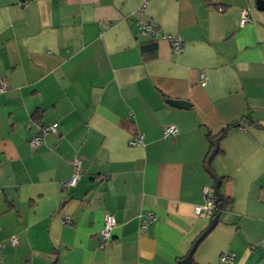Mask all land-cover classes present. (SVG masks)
Returning <instances> with one entry per match:
<instances>
[{
	"label": "crops",
	"instance_id": "1",
	"mask_svg": "<svg viewBox=\"0 0 264 264\" xmlns=\"http://www.w3.org/2000/svg\"><path fill=\"white\" fill-rule=\"evenodd\" d=\"M243 9L251 20L240 25ZM150 21L182 51L140 34ZM0 81V264H176L211 221L193 212L213 184L207 131L232 122L210 164L231 201L192 261L264 264V128L251 123L264 125V4L0 0ZM75 157L77 184L64 189ZM147 210L156 221L141 231ZM105 214L115 226L100 246Z\"/></svg>",
	"mask_w": 264,
	"mask_h": 264
},
{
	"label": "built area",
	"instance_id": "2",
	"mask_svg": "<svg viewBox=\"0 0 264 264\" xmlns=\"http://www.w3.org/2000/svg\"><path fill=\"white\" fill-rule=\"evenodd\" d=\"M250 15L248 13L247 9H243L240 12V17H239V23L240 25L246 24L249 22ZM138 32L143 35H147L153 38H156L158 36L166 38L170 42L171 49L174 53H179L182 51L183 48V42L180 36L178 35H172V34H161L159 31L158 24L154 21L150 22H145L139 24L137 27ZM6 88L4 82L0 81V92L3 91ZM58 129V124L56 122H53L51 124L43 125V126H37L36 130L29 140V145L32 148L38 147L40 144L43 143L44 138L49 135L56 133ZM176 128L174 126H168L164 129V135L165 136H170L174 135L176 133ZM129 145H141L142 144V136L138 135L134 138H131L128 141ZM73 173L69 180L63 182L61 184L62 188L67 189V188H72L77 184L78 177H79V170L81 167V160L79 157H75L73 159ZM100 178H108L107 175H102ZM202 195L204 198V201L202 204L194 205L193 206V212L196 215L199 216H204L206 218H212V216L216 212V196L214 194L212 186L208 184H204L202 186ZM1 192V190H0ZM139 219V226L141 231H145L148 226L152 225L156 221V216L153 211L147 210V211H142L138 215ZM67 220V219H66ZM115 226V218L112 214H105L103 217V223L102 227L99 230V241H100V246H104L109 241L111 240V235H112V229ZM9 243L11 245H15L17 243V239L14 236H11L9 238ZM1 248V244H0ZM235 254L230 252L227 254H223L220 256V261L222 262H231L234 260Z\"/></svg>",
	"mask_w": 264,
	"mask_h": 264
},
{
	"label": "trees",
	"instance_id": "3",
	"mask_svg": "<svg viewBox=\"0 0 264 264\" xmlns=\"http://www.w3.org/2000/svg\"><path fill=\"white\" fill-rule=\"evenodd\" d=\"M155 47L156 46H155L153 40H151V41H148L146 43H143L141 50L143 52H151V51L155 50ZM251 123L256 127L264 128V125H260L256 122H253V121ZM237 126H239V122H232L231 124L227 125L226 127H224L222 130H220L217 133H212L211 131H207L206 139L208 142V149H207L206 155L203 159V164H204L205 168L208 170V172L210 173V175L215 176L211 170L210 164H211V161L213 160V158L216 155L220 154L222 151L220 148L221 140L227 135L229 129H231L233 127H237ZM230 201H231L230 199L225 198V197H222L221 200H218L216 198V204H217L216 207L217 208H216V212L212 216V218L216 217L218 219L221 211L224 210V208L230 203ZM194 264H196V263H194Z\"/></svg>",
	"mask_w": 264,
	"mask_h": 264
},
{
	"label": "water",
	"instance_id": "4",
	"mask_svg": "<svg viewBox=\"0 0 264 264\" xmlns=\"http://www.w3.org/2000/svg\"><path fill=\"white\" fill-rule=\"evenodd\" d=\"M256 4L259 8H261L264 4L263 0H256ZM169 103L173 106H177V107H187L188 106V102L185 100H180V99H170ZM247 118L249 117V114L246 115ZM213 178V184H212V188L214 191V194L216 196V198L218 200H221V194L219 192V185H220V180L218 178H216L215 176H212ZM217 222V218L214 217L211 219L209 225L207 226V228L201 232V234L196 238V240L193 242L190 250L188 251V253L180 260L177 261L176 264H194L192 261V254L193 251L196 247V245L199 243V241L212 229V227L216 224Z\"/></svg>",
	"mask_w": 264,
	"mask_h": 264
}]
</instances>
